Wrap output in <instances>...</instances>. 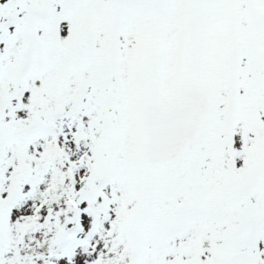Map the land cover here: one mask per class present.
Returning a JSON list of instances; mask_svg holds the SVG:
<instances>
[{
    "label": "snow or ice",
    "instance_id": "6c2138e0",
    "mask_svg": "<svg viewBox=\"0 0 264 264\" xmlns=\"http://www.w3.org/2000/svg\"><path fill=\"white\" fill-rule=\"evenodd\" d=\"M0 264H264V0H0Z\"/></svg>",
    "mask_w": 264,
    "mask_h": 264
}]
</instances>
